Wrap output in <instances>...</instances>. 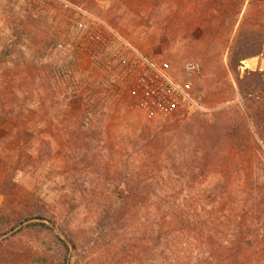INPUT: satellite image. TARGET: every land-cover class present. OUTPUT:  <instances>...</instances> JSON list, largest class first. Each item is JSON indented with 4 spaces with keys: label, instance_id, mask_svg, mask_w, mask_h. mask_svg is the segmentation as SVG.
<instances>
[{
    "label": "rangeland",
    "instance_id": "1",
    "mask_svg": "<svg viewBox=\"0 0 264 264\" xmlns=\"http://www.w3.org/2000/svg\"><path fill=\"white\" fill-rule=\"evenodd\" d=\"M81 12L97 37L113 30L176 72L197 61L194 91L204 110L147 122L125 93L99 87L87 54L57 51ZM250 59H264V0H0V264H63L58 238L75 244L69 264H169L138 206L113 221L106 207L121 197L125 170L150 184L169 168L173 178L186 173L188 144L178 134L241 106L236 77L264 72L246 68ZM256 142L230 161L238 197L264 169ZM197 147L192 141L189 150ZM167 195L201 196L177 188Z\"/></svg>",
    "mask_w": 264,
    "mask_h": 264
},
{
    "label": "trees",
    "instance_id": "2",
    "mask_svg": "<svg viewBox=\"0 0 264 264\" xmlns=\"http://www.w3.org/2000/svg\"><path fill=\"white\" fill-rule=\"evenodd\" d=\"M236 86L241 106L222 109L212 120H195L178 134L188 144L186 173L173 178L169 168L150 184L148 179L131 180L125 170L119 183L121 197L106 207L107 218L113 221L128 218L138 206L144 214L141 225L151 223L156 247L165 244L169 264H264V169H255V179L240 197L229 180L235 172L231 159L243 154L253 137L264 149V72L246 71L236 77ZM192 141L198 147L190 151ZM164 161L174 167L178 163L171 154ZM174 188L201 196L178 200L167 195ZM151 189L162 194L148 196ZM58 242L65 251L63 264H69V249L75 244L59 238Z\"/></svg>",
    "mask_w": 264,
    "mask_h": 264
},
{
    "label": "built area",
    "instance_id": "3",
    "mask_svg": "<svg viewBox=\"0 0 264 264\" xmlns=\"http://www.w3.org/2000/svg\"><path fill=\"white\" fill-rule=\"evenodd\" d=\"M81 13L83 19L76 24L74 36L68 43H59L57 51L87 54L90 67L100 74L99 87L125 93L147 122L204 110L194 91V81L201 75L197 61L183 62L176 72L168 61L151 59L113 30L107 38L97 37L94 21Z\"/></svg>",
    "mask_w": 264,
    "mask_h": 264
},
{
    "label": "bare ground",
    "instance_id": "4",
    "mask_svg": "<svg viewBox=\"0 0 264 264\" xmlns=\"http://www.w3.org/2000/svg\"><path fill=\"white\" fill-rule=\"evenodd\" d=\"M244 66L246 68H249L251 70L253 69H263L264 68V59L262 60H256V59H250L244 62Z\"/></svg>",
    "mask_w": 264,
    "mask_h": 264
}]
</instances>
